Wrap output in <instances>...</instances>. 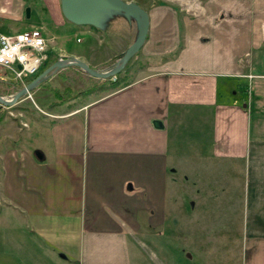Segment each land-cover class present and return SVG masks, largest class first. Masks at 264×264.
<instances>
[{
  "label": "crops",
  "instance_id": "1",
  "mask_svg": "<svg viewBox=\"0 0 264 264\" xmlns=\"http://www.w3.org/2000/svg\"><path fill=\"white\" fill-rule=\"evenodd\" d=\"M192 1L152 0L139 72L51 113L65 124L79 121L82 154H55L61 162L51 173L38 166L48 156L42 149L20 156L39 170L29 174V187L15 189L29 196L0 203V264H151L135 235L150 240L153 228L159 239L167 225L174 237L182 231V215L166 217L172 180L175 191L199 183L212 198L232 201L243 264H264V0ZM26 5L0 0V19L21 18ZM4 150L0 161L8 160ZM207 160L208 168L201 164ZM178 172L186 184L176 181ZM58 178L66 191L52 187ZM140 211L142 225L134 216Z\"/></svg>",
  "mask_w": 264,
  "mask_h": 264
},
{
  "label": "rangeland",
  "instance_id": "2",
  "mask_svg": "<svg viewBox=\"0 0 264 264\" xmlns=\"http://www.w3.org/2000/svg\"><path fill=\"white\" fill-rule=\"evenodd\" d=\"M24 1H27L25 10L30 7V16H27L26 12L19 19H15L13 15L6 16L0 19V26L2 27L5 23L9 24L10 28L7 30L9 32L38 27L50 39L49 59L33 75L34 78L61 57L64 59L74 57L70 53L81 54V58H78L90 61L95 65L90 66L95 69L108 70L125 53L139 33V23L130 14L107 10L108 13L103 14L102 17V24L104 23L103 28H100L102 30L95 29L98 27L94 25H88L87 29L91 27L94 30L89 28L90 32H87L83 26L79 27L66 21L61 8L57 7L56 10V0ZM122 1L136 2L143 8L152 2V0ZM138 52L117 74L120 81L123 78L134 77L145 63L146 60H138L136 55ZM3 75H6V78L3 79ZM22 87V82H17L11 72L0 70V95L10 97ZM113 87L110 78H99L90 75L77 65H69L56 69L45 81L43 80L35 86L31 90L32 97L25 95L15 105L8 107L0 103V147L1 150L5 149L8 158V160L0 161L1 206L6 205L4 201L7 203L18 202L23 200V196L30 195L26 192L27 189L22 194L15 191L17 186L21 190L20 185L24 182L29 187V174H36L39 170L37 166L29 167L22 160L18 161L23 153L32 151L35 153L41 149L43 152L45 151L48 155L47 159L45 162H40L38 166L45 169H47L46 165L49 166L52 168L49 169L50 173L51 170L52 172L58 170L61 159L57 156L61 153H66L69 149L71 153L79 151L82 154L83 149L78 148V140L81 138L79 121L71 118L65 124L66 121L63 122L62 119L53 117L51 113L57 109L63 110L67 107L81 105L89 97L96 98L95 94L90 95L91 93ZM21 120L23 124L25 123L24 126ZM65 163L68 165V162ZM202 163L206 165V168L210 165L208 160ZM69 168H71L70 165ZM205 170V172H210ZM214 170L216 167H211V171ZM76 174L75 180L79 176V173ZM182 175L183 173L178 172L176 181L186 184V179ZM50 179L51 177L48 178V184L51 187L52 180ZM222 181L219 180L221 184ZM174 182L172 180V184L168 185L166 217L173 220L174 213L182 215L180 216L184 222L181 226L182 231H176L177 234L174 237V228L167 225L159 239L153 228L152 232L148 234L150 240L142 241L147 236L141 233L135 235L140 240L139 243L144 252L152 259L151 264H243L245 253H243V248L240 249L242 241L239 236L238 217H233L228 209L232 206L230 204L232 201L222 196L212 198V194L207 192V186L200 187L199 183H197L198 187L195 188V191H191L190 187L186 185L179 186V184L175 191ZM58 183L59 178L56 183L52 182V187L60 186L61 190L66 191V184L58 185ZM220 197L222 198L219 202ZM140 198L144 199V195ZM225 202L227 204L224 206ZM137 203L139 204V202ZM179 203L183 207L182 210L178 209ZM222 213L231 214L232 217L226 219L231 221L234 219L235 223H226ZM134 216L142 225L143 212L140 211L139 215ZM189 219L197 220L198 224H191ZM213 224L218 225L213 226ZM2 260L3 257H1Z\"/></svg>",
  "mask_w": 264,
  "mask_h": 264
},
{
  "label": "water",
  "instance_id": "3",
  "mask_svg": "<svg viewBox=\"0 0 264 264\" xmlns=\"http://www.w3.org/2000/svg\"><path fill=\"white\" fill-rule=\"evenodd\" d=\"M62 10L65 16L75 24L79 25H94L98 28H103V14L108 13L107 10L114 12L125 13L132 15L139 23V33L135 41L127 48L125 53L118 59L113 67L108 70H98L91 67L88 63L78 58L65 60V63L60 61L54 62L46 68L38 77L28 83L26 86L19 89L12 98L8 99L0 95V103L5 106L15 105L20 98L30 92L41 81L45 80L53 71L60 67L77 65L87 71L90 75L99 78H109L118 74L132 56L137 53L143 46L149 30L150 20L148 11L141 7L136 2H125L122 0H61ZM27 16H30V7L26 9ZM143 24V25H142ZM38 158H42L40 152L36 153Z\"/></svg>",
  "mask_w": 264,
  "mask_h": 264
},
{
  "label": "built area",
  "instance_id": "4",
  "mask_svg": "<svg viewBox=\"0 0 264 264\" xmlns=\"http://www.w3.org/2000/svg\"><path fill=\"white\" fill-rule=\"evenodd\" d=\"M50 45V39L38 27L9 33L0 30V70L11 72L17 82H22V85L26 86L40 67L48 61ZM60 60H63V57ZM2 78H6V75ZM113 80H116V76ZM14 94L4 97L10 99ZM26 96L32 97V93L28 92ZM21 122L23 124L22 120Z\"/></svg>",
  "mask_w": 264,
  "mask_h": 264
},
{
  "label": "trees",
  "instance_id": "5",
  "mask_svg": "<svg viewBox=\"0 0 264 264\" xmlns=\"http://www.w3.org/2000/svg\"><path fill=\"white\" fill-rule=\"evenodd\" d=\"M95 29H97V30H100L99 28H95ZM116 80L115 81H112V84L115 86V87H117V86H124V85H126L127 84V81L126 80H123V82H122V80L120 81V78H119V76L118 75H116ZM29 80V79H28ZM32 80V78L28 81V82H30Z\"/></svg>",
  "mask_w": 264,
  "mask_h": 264
},
{
  "label": "bare ground",
  "instance_id": "6",
  "mask_svg": "<svg viewBox=\"0 0 264 264\" xmlns=\"http://www.w3.org/2000/svg\"><path fill=\"white\" fill-rule=\"evenodd\" d=\"M142 25H143V24H142ZM65 62H66V61H65L64 59H63V60H60V63H62V64L65 63Z\"/></svg>",
  "mask_w": 264,
  "mask_h": 264
}]
</instances>
